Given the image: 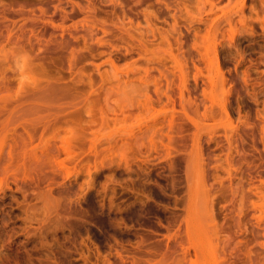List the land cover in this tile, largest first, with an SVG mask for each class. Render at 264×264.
<instances>
[{"label": "rangeland", "instance_id": "374dc122", "mask_svg": "<svg viewBox=\"0 0 264 264\" xmlns=\"http://www.w3.org/2000/svg\"><path fill=\"white\" fill-rule=\"evenodd\" d=\"M131 1L0 0V99L21 104L0 147L38 130L27 146L46 165L42 188L41 173L25 171L35 189L16 182L24 170L0 175V264H171L161 244L187 203L204 104L234 125L264 110V0Z\"/></svg>", "mask_w": 264, "mask_h": 264}, {"label": "bare ground", "instance_id": "6f19581e", "mask_svg": "<svg viewBox=\"0 0 264 264\" xmlns=\"http://www.w3.org/2000/svg\"><path fill=\"white\" fill-rule=\"evenodd\" d=\"M129 9H132V8H129ZM161 12L162 14L165 13L164 11H161ZM66 41L67 40H65V42ZM31 42L32 41H30V43ZM30 43H28L29 46H30ZM64 45L63 47H65ZM60 46H62L61 43H60ZM63 47L62 49H64ZM40 56H38V58ZM125 56H128V55H125ZM1 77H4V75ZM10 82L11 81L9 80V83ZM1 85L2 84H0V88H1ZM205 85H207V83ZM6 86L7 85L4 86L5 90L8 89V87L6 88ZM9 89H10V86H9ZM0 90H3V88H1ZM195 93L198 94L199 92H195ZM233 96L235 97V95ZM7 97H9L10 99L11 96L9 94L6 96H3L2 99H0V101H2L3 99L9 100ZM4 100H3V103L5 104H2V102H0L1 104L0 105V111H1L0 113V138H3L2 144H5L4 143L5 137L7 138L8 136L7 129L9 130L8 128L9 124L7 125L6 122H4V120L1 121V118L5 116L4 114H7V111L11 109V107L13 106L16 107V106L21 105L20 102L18 103H15V102L13 103L10 101L4 102ZM19 100H20V97H19ZM11 101H17V100L14 99ZM198 102H194V103H198ZM213 105L211 104V107H209V106H205L204 104V109H205L204 121L202 125L199 126L200 131H203L202 138L200 137V143H199V148H198L199 152H196L194 154L195 152L194 150L197 151V145H196L197 131L193 130V132H191L190 134L188 132L189 136L186 134H183L189 137V138L188 137L186 138V140L189 139V141L187 140L188 142L185 143L189 146L187 147L186 145L184 146L186 148H189L192 144H194V147H195L194 150H189V151H193V153H189V155H184L185 158L183 157V159H185L186 161L185 162L186 163L185 164L186 165L185 166L186 168L185 180L187 183L186 187H188V189L185 188L187 189L186 190L187 193L185 197L187 196V203L183 207L184 208L183 213L181 214L178 213L174 217L172 216L170 223L172 224L171 227L174 228L173 233L171 234L173 235V238L170 240L169 237L171 235H169L168 233L169 242L167 239L166 240L167 242L165 243V248L163 247V244H161L162 247L160 246V244H158L161 247V249L159 247H157V249L162 250L160 253V256L162 257V259L163 260L167 259L166 261L169 260L168 262L171 264H195L196 261L192 259V254L194 255L196 259H203L204 261L216 262L218 264H264V110L262 109L263 111H261V107H260V110L254 109L256 111L255 113L249 112L247 113V115L244 114L246 116H243L244 118L241 119L239 123L237 122L236 125H234L231 121L225 120L226 118L224 117V113L227 111L225 110L226 108H224L223 104L218 105V107H216V105L214 107ZM200 107H203V106H200ZM195 111L196 109L194 110V112ZM185 122H187V120ZM182 125L184 126V124ZM186 126H189V125H186ZM182 127L181 129H183ZM199 127L197 128L198 131H199ZM14 128L16 127L12 128L14 130V133H12V135H14L16 132H22L21 130L19 131L18 129H14ZM189 128L190 126L188 127V129L184 128V130H181V131H186V130L190 131ZM36 129L38 128L35 127L34 132ZM4 130L7 131L6 132L7 136L1 137V134L4 135L2 133V131L4 132ZM36 131H37L36 134L40 136L39 134L40 132H38V130ZM22 133H16V134H19L18 136H23V137H20L21 140L23 139L22 146L20 145L21 144L20 139H19L20 143L14 140L15 141L14 143H16V145L19 144L20 147L23 148L21 153H19L21 149L19 147L20 149L16 150L15 153L13 154L14 151L12 149L14 148L11 149V147H16V145L9 146L7 144L6 149L7 150L10 149V150L8 154H6L7 156H5L6 152H3L4 148H2L4 147V145L0 147V175L2 174L5 175V177H7V178L4 177V180H5V179H8V175H6L7 171L8 173H9V170L10 172L14 171V173L17 174V172L21 169V171H19L17 174V175H20L21 172L24 170L23 172L24 178L25 177L26 178L23 179L20 177L21 181L17 179L16 182L20 185H23L22 187H25L27 184L29 185L30 180L28 181V183L27 181H24V180H28V178L33 176V174L30 173L29 170L33 171L35 174L36 172L41 173V175L40 174L35 175L36 178L34 179V184L36 185L35 187L38 186L37 188H40L41 185H43L41 184L42 182H40V180L41 179L45 180L44 178L46 175L43 176L42 172H44V174L46 173V171H44L46 170V167H45L46 165L43 160L44 156L42 157L43 155L42 152L39 153L42 155H39L38 152L36 153V151L34 152L32 150L36 149L39 151L40 150L39 148H41L42 150V146L39 145V143H36L33 149L29 148L28 141H30L33 137H35V133H33L34 135L32 134L33 137L30 135V137L32 138H29V139L28 138L26 139L27 137L25 136L26 133L25 135H23ZM18 138L14 137V139H18ZM38 138L36 135L35 139L37 140L34 141L32 139L33 141L32 140H31L32 142L30 141V145L31 143L33 144L34 142H39ZM182 138H185V137H182ZM212 142L213 144L214 143L215 144L213 145ZM183 144L181 146H183ZM36 146L38 147V149L35 148ZM191 148L193 149V145ZM29 149L30 150L32 149L31 150L32 152L29 151ZM33 152L36 154H32ZM187 154H188V150H187ZM178 155H181V154L179 153ZM15 161L18 164L15 163ZM12 163L17 164V166L19 167L15 165L17 167L15 168L14 164H13L14 167H12L11 166ZM10 167H12V169H10ZM14 168L15 170H13ZM3 170H6V172H4ZM26 170L27 172L32 174V176L29 175V173L27 174V172H25ZM54 174L55 176L57 175V173H54ZM28 175L30 177H28ZM51 178H53V176H51ZM32 180L33 179L31 178V181ZM30 184H32V186L31 185L29 186L34 188L33 181ZM214 194H219V195L221 194L224 200V204L221 205V208H219V210L216 212H214L213 210L216 207L213 208L214 201L211 199ZM215 198L217 199L218 197H215ZM212 201H213V204H212ZM167 227H169V225ZM170 231L172 232V230Z\"/></svg>", "mask_w": 264, "mask_h": 264}]
</instances>
